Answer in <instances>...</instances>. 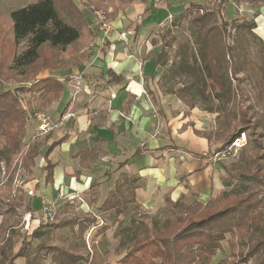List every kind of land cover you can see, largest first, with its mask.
I'll return each instance as SVG.
<instances>
[{
    "label": "trees",
    "instance_id": "obj_1",
    "mask_svg": "<svg viewBox=\"0 0 264 264\" xmlns=\"http://www.w3.org/2000/svg\"><path fill=\"white\" fill-rule=\"evenodd\" d=\"M89 1L94 4V0ZM239 2L252 7L264 5V0H223L211 8L191 3L173 18L174 22L186 20L194 44L193 49L187 45L177 48L176 60L168 68L173 76L184 77L185 81L169 94L189 109H193L198 102L203 104L208 113L216 115L215 122L225 121L226 107L231 104V118L236 120L239 115V122L243 125L227 137L221 134L224 144L218 151L226 148L244 131L248 113L254 108L249 104L250 100L254 98L258 101L264 96V42L254 32L256 23L254 20L226 17L225 5ZM9 21L7 30L0 28V76L3 83L9 79L15 82V87L0 86V164L4 163L6 168L21 146L28 123L35 114L46 111L60 98L69 79L65 76L61 80L52 74L39 77L40 72L81 67L89 53L81 52L79 42L93 37L76 0H34L26 7L12 11ZM160 38L154 66L164 71L169 62L166 49L171 47L174 38L170 32ZM24 40H27V47L17 54L18 45ZM153 44L156 45L154 41ZM250 50L255 60L247 61ZM62 53H66V59L61 57ZM248 62L254 66L250 74L256 79L255 84L262 87L253 96L241 87L249 77ZM245 74L247 76H242ZM108 76V83L121 79L111 71H108ZM63 111L60 118L64 115ZM66 139L64 136L52 143L43 153L45 165L41 172L45 185L52 184L55 168L48 156ZM94 151L92 148L88 152H80L83 167H86ZM147 151L143 147L136 148L129 158L118 163L113 170L106 171L101 180L95 179L87 190L93 192L91 201L97 200V189L110 180L112 173ZM38 155V145H33L23 159L28 172L34 167ZM257 160L263 161H258L263 165L264 155ZM243 161L240 159L231 166L221 163L224 186L229 187L231 181L237 178L241 180L250 176L242 166ZM252 177L256 189L221 192L206 203L187 201L184 196L176 201L166 198L165 213L160 222L137 220L120 230L124 235L116 248L120 258L107 264H264V183L258 175ZM139 185L138 176L121 173L98 211H113L114 216L119 217L129 205H137L135 191ZM32 203L30 198L23 205L22 197L17 202L5 201L7 210L17 213L23 208L34 220L36 212ZM95 219V215L86 213L73 217L64 225L72 231L76 228L81 236L92 227ZM53 226L51 222L37 225L31 234L22 237L17 251L10 252L9 256L1 251L0 254L6 256L1 264H17L18 259L30 264L32 241ZM224 242L229 248L228 256L223 252ZM37 248L39 252L51 256L55 264H94L95 261L96 251L91 252L90 249L85 256H81L74 249L67 250L52 244H39ZM218 253L222 257L214 262Z\"/></svg>",
    "mask_w": 264,
    "mask_h": 264
},
{
    "label": "crops",
    "instance_id": "obj_2",
    "mask_svg": "<svg viewBox=\"0 0 264 264\" xmlns=\"http://www.w3.org/2000/svg\"><path fill=\"white\" fill-rule=\"evenodd\" d=\"M141 1L145 6V17L129 23L126 17L122 16L120 20L119 16L112 22L113 30L109 36L94 30L90 18L88 25L93 37L79 42L81 52L89 53L88 59L79 68L51 73L61 80L69 77L60 98L44 111L55 114L52 122L62 123L55 132L33 144L38 145L39 155L29 173L35 179L33 182L19 179L17 196L23 199L26 193L36 190L40 193H36V199L46 198L47 203H51L59 194H65L69 203H82L80 210L85 213L84 207L88 208V205L83 193L94 180L129 158L136 148L142 147L148 151L112 173V187L121 173L138 176L140 187L135 191L136 202L149 208L161 204L164 198L176 201L189 193H196L200 203H206L213 196L218 181V165L208 162L210 155L203 152L205 148L200 142L199 155H194L197 152L187 147L194 138L192 130H187L185 124L189 119L192 121L194 115L198 116L197 107L189 109L173 95H160L156 102L152 97L157 91L158 73L161 76L163 71L154 66L159 46H154L150 35L170 13L181 8L173 4L174 0ZM158 2H163V6ZM155 9H159L158 15L152 14ZM162 11L167 16L155 21ZM260 14L264 20V7ZM108 71L121 79L108 83ZM49 74L46 71L40 76ZM78 79L81 89L73 96V86ZM62 111L63 116L68 115L65 120L60 118ZM196 134L199 136L200 133ZM53 135L56 137L52 138ZM64 136L67 139L48 156L55 168L52 184L45 185L41 172L45 165L43 153ZM195 139L199 141L200 138ZM92 148L95 153L89 156L86 167H83L79 154ZM108 183L99 188L107 189ZM32 200L34 207V198Z\"/></svg>",
    "mask_w": 264,
    "mask_h": 264
},
{
    "label": "rangeland",
    "instance_id": "obj_3",
    "mask_svg": "<svg viewBox=\"0 0 264 264\" xmlns=\"http://www.w3.org/2000/svg\"><path fill=\"white\" fill-rule=\"evenodd\" d=\"M33 1L34 0H0V28L7 30L10 25V13L30 5ZM222 1L223 0H174L173 4L175 6L179 5L181 10L170 13L168 18L165 19L160 26H157L152 32V35H150L151 40H153L156 44H160V37L167 32H170V36L174 38L171 47L166 49L167 57L169 58V62L166 65L167 67H164L162 76H159L160 72L157 76V78L159 77L157 79L158 82H156L157 91H155V97L154 94L152 95L155 102L156 100H160V95H170L169 92L171 90L180 88V84L183 82V80L185 81L184 77L178 78L173 76L168 68L170 63L175 62L176 60L174 57L177 48L181 45H187L189 49H193L194 39L190 36V31L187 28L186 20H177L174 22L173 18L181 13L180 11L187 8L191 3H198L211 8L212 5L216 6ZM76 2L80 6L81 11L84 12V18L87 23L90 21V18L94 20V10H99L102 12L106 17L105 22L110 25L112 22L116 21L119 16H121L120 20H122L123 16L128 19L129 23H134L135 21L143 19L146 12L144 9L145 6L142 4L143 2L141 0H94V4L89 0H76ZM158 3L160 6H163V2ZM225 6L227 18H244L246 20H254L257 26L254 32L257 34V36L262 38L261 40L264 42V20H262V14H260L261 8L264 7V5L260 7H252L244 2H239L238 4L233 5L231 3H227ZM152 12V14L156 13L158 15L160 11L159 9H155ZM165 16H167V13L162 11L161 15L158 16L155 21L159 22L160 20H163ZM93 24L94 30L96 29L99 31L97 29V25H95L94 22ZM26 47L27 40H24L18 45L16 53L20 54L25 50ZM158 50L159 48H156L157 53ZM250 52L251 53L249 58H247V61L255 60L253 51L250 50ZM61 57L63 59L67 58L66 53H62ZM251 67L254 68L253 64L248 62L246 68L247 73H249V77L244 83L241 84V87L244 89V91H247L249 96H253L262 89L260 85L258 86L255 84L256 79L250 74ZM46 71H48L50 74L52 73V70H43L40 72L39 77H41L40 75ZM242 76L247 75L245 74ZM3 84L5 86L7 85L15 87V82L13 79H9L3 83L2 77L0 76V86ZM75 85L73 86V95L75 92ZM79 89H81L80 84ZM250 102L252 104H249L254 105V108L248 113L244 131H242L237 137L239 138L244 136V146L241 147L233 157L216 164L219 167L217 175L218 181L216 177V190L211 197L218 196L221 192H246L254 190L256 189V186L253 183L252 176L255 175H258L264 183V163L262 165V163L259 162L263 161L257 160L259 157L264 155V96H262V99L258 101H255V99L252 98ZM196 107L198 116L194 115L192 121L189 119V122H186L185 124V128L187 130H192V138H194L193 140H190V142L188 141L189 143L187 147L197 152L194 155H199L198 151L201 145L205 148L202 149L203 152H205L207 155H210L207 157L208 162L214 165V163L210 160V157L213 153L217 152L221 146H223L222 144H224V137H222L221 134H224V136L227 137L231 133L239 130L243 125L239 122V115L236 120L231 118V104L226 107L227 117H225L224 122H215L214 118L216 115L208 113L205 109L206 107H204L203 104L198 102ZM44 114L51 120V122L52 118L54 119L56 117L52 112ZM33 130V125L28 124L25 128L23 138L28 141L33 134ZM196 133H200L199 136H197ZM54 137H56V135L52 136V138ZM195 137L200 138L199 141L198 139H195ZM35 142L31 143L30 145L27 144L25 147L21 143L19 150L16 152L10 162V165L7 167L8 169L3 163L5 168L1 170L0 164V183L2 184H0V252H5L6 256H9L10 252H16L19 248L22 237L31 234L32 231L37 228V223L35 221L38 220L44 206L52 207V212L50 215L51 217L48 220V223L51 222L54 224V226L47 228L38 239H34L32 241V248L29 251L30 264H55L51 260V256H46L43 251L39 252V248H37L39 244H52L67 250L74 249L77 254L81 256H85L87 252H93L94 250L96 251L94 264L112 263L120 258V255H117L116 253V248L120 238H124L123 233H120L122 228L131 226V224L137 220H157L160 222L163 219L165 213L164 202L166 198L163 199L161 204L153 206L152 208L144 207L138 203L137 205H129L127 210L119 217H115L113 211H98L102 204V200L104 201L103 196L107 195L110 187L113 188L111 185L112 181L110 182V180L108 181L109 183L107 182V189H105V187L97 189L96 195L98 198L95 202L91 201V194H93L92 191L83 193V198L88 205V208L84 207V210L86 209L85 213L80 210L82 203L81 205L77 203H69V197H67L65 194H59L55 201L47 203L48 199L46 198L36 199V196L40 194L38 191L36 192V190L32 191V195L26 193V195L23 196V205L26 204L31 197L34 198L33 209L36 212V218L34 220L28 217L29 215L25 213L23 208H20L17 213L7 210L5 201L10 200L17 202L18 198L20 197L17 196L18 193L16 192L18 188V183H16L17 179H22L24 182H33L35 179V177L31 178L30 173L27 172L23 165V159L28 155V152L31 150V147ZM198 142H200V145ZM1 144L2 140L0 138V145ZM240 159H244L242 166L246 168L245 171L249 173L250 176H247L248 178L246 179L241 178V180L237 178L236 180L231 181V185L229 187L224 186L222 178L223 176L225 177V175L222 170L221 163L224 166H231L236 164ZM13 167L14 169H12ZM9 170L14 174L12 175L11 172L9 173ZM102 176L103 175H101L98 179L101 180ZM118 177L119 176H117V179ZM184 197L187 201L198 202L196 193H189ZM86 213L91 214L92 216L95 215L96 221L92 227H89L81 236L79 235L78 231H76V228L74 231H72L69 226L64 225V222L69 221L73 217ZM223 244V252L226 256H228L229 248L226 242ZM94 246L96 247L95 249H93ZM84 248L86 249V252ZM6 256L4 257V255L2 256L0 254V264L2 261H4ZM221 257L222 256L218 253L214 262H216V260ZM16 262L17 264H26L24 259H18Z\"/></svg>",
    "mask_w": 264,
    "mask_h": 264
},
{
    "label": "built area",
    "instance_id": "obj_4",
    "mask_svg": "<svg viewBox=\"0 0 264 264\" xmlns=\"http://www.w3.org/2000/svg\"><path fill=\"white\" fill-rule=\"evenodd\" d=\"M93 15H94L93 16V18H94L93 22L95 23V25H97V29L99 31H101V33L104 36H109L112 33L113 29H112V26L110 24L105 22L106 17L104 16V14L102 12H100L99 10H94ZM79 84H80V82L78 79V80H76L75 92H74L73 96H76L80 92ZM67 117H68V115L63 116L61 120H65ZM61 123H62L61 121L58 123L51 122V120L49 118H47L44 113L35 114L33 116V118L31 119V124H33V126H34L33 134H32L29 141H27L23 138L22 144L25 147V146H27V144L30 145L31 143H33L35 141H39L42 138H45L46 136L55 132V130L59 128ZM244 142H245L244 136L236 138L226 148L213 153L210 157V160L214 164H217L223 160H226L230 157H233L237 153V151L241 147L244 146ZM4 168H5V166H3V163H1V170H3ZM12 169H14V167ZM10 172L11 171L9 170V173ZM3 174H5V173H3ZM18 181H19V179H17L16 183H18ZM18 185H19V183H18ZM28 194L32 195V191H29ZM51 212H52V207H48V206L45 207L44 206L42 211H41V215L39 216L36 223L38 225L46 224L51 217L50 216Z\"/></svg>",
    "mask_w": 264,
    "mask_h": 264
}]
</instances>
